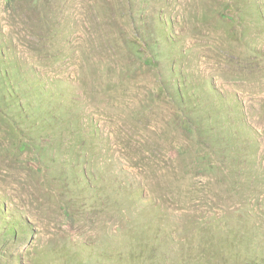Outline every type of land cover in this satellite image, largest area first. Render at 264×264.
Here are the masks:
<instances>
[{
  "label": "rangeland",
  "instance_id": "rangeland-1",
  "mask_svg": "<svg viewBox=\"0 0 264 264\" xmlns=\"http://www.w3.org/2000/svg\"><path fill=\"white\" fill-rule=\"evenodd\" d=\"M0 264H264V0H0Z\"/></svg>",
  "mask_w": 264,
  "mask_h": 264
},
{
  "label": "trees",
  "instance_id": "trees-1",
  "mask_svg": "<svg viewBox=\"0 0 264 264\" xmlns=\"http://www.w3.org/2000/svg\"><path fill=\"white\" fill-rule=\"evenodd\" d=\"M134 44V43H133ZM139 52H141V49L139 50ZM150 58H152L153 59V56L152 55H150ZM148 61V60H147ZM155 63V60L153 59V64ZM19 103H21V101H19Z\"/></svg>",
  "mask_w": 264,
  "mask_h": 264
}]
</instances>
